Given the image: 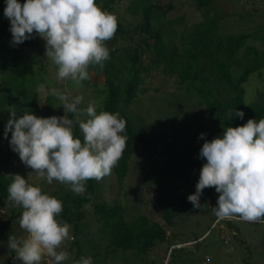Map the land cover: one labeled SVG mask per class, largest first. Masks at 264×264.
I'll return each instance as SVG.
<instances>
[{
	"label": "trees",
	"instance_id": "1",
	"mask_svg": "<svg viewBox=\"0 0 264 264\" xmlns=\"http://www.w3.org/2000/svg\"><path fill=\"white\" fill-rule=\"evenodd\" d=\"M192 1L194 12L203 10L202 17L181 13V17L165 25L162 21L182 12V5L190 7L189 0H96L102 10L117 17L118 28L114 37L105 42L110 58L103 68L98 65L88 68L89 79L93 80L90 93L103 101L97 112L119 113L127 122L121 135L128 139L122 158L111 173L116 186L110 185L108 192L116 190L117 196L112 203L104 198L102 185L96 180L86 182L83 195L74 194L67 184L58 182L56 188L57 181H53L50 188H45L43 184L47 181H39L44 194L62 202L63 211L58 219L72 226L75 239L61 249L69 253L66 263L76 264L82 257H91L92 264H118L129 252L146 259L157 244L166 246V256L172 255L185 247L176 246L189 243L177 242L179 234L173 229L170 232L177 221L208 210L214 221L217 219L213 207L219 193L214 187L203 190L200 208L193 207L187 197L195 193L200 170L206 163L199 157L205 140L222 136L229 126L235 128L249 119L257 122L264 119V0H233L235 7L214 1L213 5L211 0H205L208 5L203 0ZM18 2L23 4L25 0ZM5 6V0H0V196L10 205V217L7 220L0 217V241L8 244L11 220L21 217L23 211L13 206L7 192L13 171L21 170L19 155L9 145L11 132L7 138L4 134L9 111L14 106L17 117L30 112L47 118L64 109L48 92L50 78L40 59L45 41L33 35L14 45L10 22L4 16ZM212 11L214 15L208 17ZM190 19L197 23L194 25ZM27 48L35 49L36 54H24ZM253 75L260 85L247 100L246 84ZM89 79L82 81L83 87H77L79 93L87 90L84 85ZM156 81L164 83L167 91L172 86L175 92L181 88L190 95L193 111L208 112L201 130L187 131L179 137L176 116L184 105L179 99L178 108L172 112L174 117L167 119V130L164 120L158 117L155 124L147 122V125L146 121L135 124L127 110ZM72 86L76 87L73 83ZM235 110L244 113L243 119L234 115ZM65 114L75 119L72 113ZM73 133L83 143L78 124L74 123ZM201 133L205 134L203 139L199 138ZM175 142H183L182 153L176 152ZM138 154L149 161L142 170L144 191L138 187L131 189L126 183L131 162ZM130 198H134L133 205H129ZM148 206L150 213L146 214L143 208ZM238 220L220 221L231 228L232 222ZM10 250L8 256L0 255V264H14L16 253Z\"/></svg>",
	"mask_w": 264,
	"mask_h": 264
},
{
	"label": "clouds",
	"instance_id": "2",
	"mask_svg": "<svg viewBox=\"0 0 264 264\" xmlns=\"http://www.w3.org/2000/svg\"><path fill=\"white\" fill-rule=\"evenodd\" d=\"M4 16L10 22L14 45L39 36L45 41V56L57 66V79L82 87L89 79L88 68H103L110 58L105 42L118 28L114 14L96 4V0H5ZM64 109V115L47 118L30 112L17 117L12 107L4 134L11 132L9 145L21 162L30 167L39 180L48 184H67L74 194L83 195L88 180L100 181L111 175L127 147L126 121L119 113L97 112L82 95H72L57 88L48 90ZM72 113L75 119L65 114ZM233 116L232 112L228 113ZM243 119L244 113L235 110ZM85 116L86 120L80 117ZM83 135L74 138L73 125ZM204 133L200 134L203 139ZM199 157L206 160L200 170L196 191L187 197L193 207L200 208L203 190L214 187L219 193L213 207L217 222L239 218L245 222L264 224V119H249L244 125L227 127L223 135L205 140ZM8 199L23 209L19 226L27 236L9 237L8 247L21 264H41L47 256L53 264H64L69 253L61 250L75 237L72 226L58 217L63 211L60 200L42 192L20 175L13 176L8 186ZM76 264H92L91 257Z\"/></svg>",
	"mask_w": 264,
	"mask_h": 264
},
{
	"label": "rangeland",
	"instance_id": "3",
	"mask_svg": "<svg viewBox=\"0 0 264 264\" xmlns=\"http://www.w3.org/2000/svg\"><path fill=\"white\" fill-rule=\"evenodd\" d=\"M213 1L215 3L224 2V4L235 7V1L233 0H211V3L214 5ZM203 2L205 5L209 4L205 0H203ZM191 3H193V1L189 0L187 5L190 4V7L182 5V12H179L177 15H173L170 18L167 16L169 19H165L162 22H165V25H167L169 20L171 22V20L179 18L181 13H187L191 15L194 13L195 16L199 14L202 17L203 14L201 12H203V10L194 12L195 5H191ZM212 13L214 12L212 11L208 17H212L214 15ZM182 16L185 17L184 14H182ZM190 21H192L194 25L197 23V21L193 19H190ZM24 54L35 55L36 50L27 48L24 49ZM40 59L43 60L42 67H44V70H47L48 76H46L50 78L49 89L54 87L61 91H69L72 93V95H82L84 97L83 103L78 106L81 109L86 108L89 102H94L98 107L102 105V99L96 100L95 93H90V83L93 82L91 78L89 79V83L84 85L88 91L86 90L81 94L79 93V90L77 91V87L72 86L71 81H60L57 79V66L47 59L45 56V48L41 53ZM259 85L260 84L258 80L253 75L246 84L247 100H249L254 95L255 89L258 88ZM158 91H161V95H159L160 93ZM157 96L158 99H155ZM151 98L153 99L149 101L148 99ZM178 99L182 100L181 104L184 105L180 114L178 116L175 115L178 130L177 134H180L179 137H183V134H186L187 131L192 130V132L197 133L204 127V121H206L207 117L209 116L208 112L205 113V110H198L196 112L193 111L192 108H190L194 105L193 101H191L192 97L190 95L184 93L181 88L175 92L174 89H172V86L168 87L167 91L165 84L161 81L154 82V84H152V86L148 89L146 95L142 96L141 98H137L133 105L129 107L127 112L132 117H134L135 124H138V121L143 122V124L145 121L146 124L147 122L155 124V117H158V119L161 118L162 121L164 120L163 123L165 129L167 130L169 127L167 119L174 117L172 112H175L176 108L179 106V104L176 102ZM191 110L193 112H191ZM63 112L64 111L60 108L55 116L60 117L62 116ZM80 119L86 120L87 118L85 116H81ZM187 128H189V130ZM80 134L83 137L81 131ZM175 145L176 149H178L176 152L182 153L184 148L183 142H175ZM161 159L159 161H161ZM156 160L157 158L155 161ZM17 162L18 165L21 166V170H14V176L18 174L22 178L24 177L29 184L36 183L37 186H40V180L37 179L34 173H32L33 170L30 167L23 166L20 158L17 159ZM148 163L149 161L146 160L145 155L141 154H138L132 160L130 165L131 170L128 172L126 177L127 185H131L129 188L136 189L138 187L144 191L146 187L145 183L141 182L143 178L142 170L147 166ZM111 176H106L98 182L102 185L101 190L103 192L104 198L108 202L112 203L117 196L115 195L116 190L113 192H108L110 185L116 186L114 178ZM57 185L58 182L55 184L56 188ZM43 186L45 188H50V184L47 182L43 184ZM114 196L115 198H113ZM133 201L134 198H130L128 201L129 205H133ZM9 208V203H7V201L0 196V217L3 220L9 219ZM17 208L18 210L20 209V207ZM143 212L149 214L150 207H144ZM154 219L159 220L160 223L163 224L162 220L158 219V217H154ZM19 221L20 217L13 218L11 220L9 230L7 232L8 238L15 237L17 239H23L27 236V233L20 228ZM232 223L233 227L227 228L226 224L222 221L217 222V219L214 221L209 210L204 211L203 213L195 214L191 217H187L184 221H177L174 227L170 230L171 232L173 229L174 233L179 234L177 242H189L176 246L177 248H183L185 246L182 251H175L172 255H168L167 253L166 256V246L157 244L153 247L152 251H149V255L146 257V259L137 258L133 255V253L129 252L126 254V256H122L120 261H118V264H244V262H248V264H264V224L250 223L243 220H238L235 222L233 221ZM194 241L199 243L195 244ZM6 253L8 256L11 253V250L8 247V244L0 241V255L4 256ZM17 264H21V262L17 261ZM41 264H53L52 258L45 256L42 259ZM64 264L69 263H66L65 261Z\"/></svg>",
	"mask_w": 264,
	"mask_h": 264
}]
</instances>
